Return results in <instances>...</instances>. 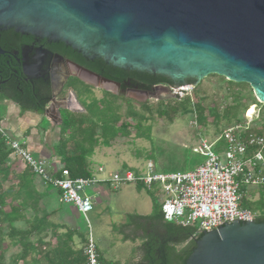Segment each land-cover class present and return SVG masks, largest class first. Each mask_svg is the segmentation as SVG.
Returning <instances> with one entry per match:
<instances>
[{
  "label": "water",
  "instance_id": "1",
  "mask_svg": "<svg viewBox=\"0 0 264 264\" xmlns=\"http://www.w3.org/2000/svg\"><path fill=\"white\" fill-rule=\"evenodd\" d=\"M0 30L62 43L88 61L168 78L172 88L188 80L195 88L218 76L248 85L264 105V0H0ZM72 67L86 85L121 88ZM65 80L43 111L54 125L61 124V111L80 106L72 91L68 99L56 98ZM153 90L143 94L171 92ZM216 228L193 241L184 264H264V222Z\"/></svg>",
  "mask_w": 264,
  "mask_h": 264
},
{
  "label": "trees",
  "instance_id": "2",
  "mask_svg": "<svg viewBox=\"0 0 264 264\" xmlns=\"http://www.w3.org/2000/svg\"><path fill=\"white\" fill-rule=\"evenodd\" d=\"M0 46L3 49L8 48V43L3 40L0 42ZM61 48L63 53L68 52L74 56L75 61L80 65L89 68L92 72L108 80L119 83L121 85L120 89L125 88L128 85L127 83L137 86L142 91H150L151 87L155 85L167 86L168 88L173 86V83L168 78L120 70L111 65H106L102 60L88 61L64 44H61ZM72 81L68 82L66 88L75 93L84 111L83 113L61 111V124L58 127L60 139L55 151L62 164L61 166L68 171L70 178H90L92 177V172L88 160L93 156L95 149L99 146L109 147L118 137H128L131 129H139L141 124L148 120L145 115L152 113V109L146 103H141L139 105L141 111L137 112L132 106L131 100L119 97L121 99L119 101L117 96L109 92L105 93L108 95V100L101 99L97 101L91 97V86L77 80H75L76 84H73ZM186 83L187 85H194L195 81L188 80ZM226 83L230 86L233 104L224 108V119L227 122L234 120L235 124L232 126L244 124L245 111L251 106L264 108V105L259 104L255 99L253 103L243 104V98L236 94V91L246 87L244 84L228 81ZM49 94L48 92V96ZM195 98H197V93L194 88L190 96H185L180 100L175 98L173 103L166 101L162 106L157 105L155 107L156 114L159 117L167 118L170 123L173 122L177 115L190 114L194 115L196 122L204 124L206 121V116L204 115L206 108L203 99H196L194 102ZM86 100H89L87 104ZM15 102L19 103L18 105L22 108L40 115L43 114L47 104L45 102L41 106H23L19 101ZM122 104L126 106L123 114L120 112ZM94 108H97V115L92 113ZM260 112L263 114L264 109L259 111V116L256 115L254 119L255 126L246 135L260 134L263 131L264 124L259 121ZM239 113L242 114L239 115ZM211 115L214 121L221 119L217 109H214ZM139 138L143 137L140 136ZM11 153L12 151L5 144L3 135L0 134V264H86V258L82 255L83 252H74L69 246L72 235L66 232L62 237L58 236V228L48 221L50 215L46 214L39 217V202L43 194L35 189V176L30 169L25 167L24 171L9 179L11 172L6 162ZM4 183H9V185L5 188ZM48 188L50 187L48 186ZM263 205L264 191H261L258 201L252 202L244 198L241 207L254 211L261 210ZM28 213L31 214L30 218L26 217ZM19 222H25L26 227L17 228L16 223ZM262 222H264V219L256 221V223ZM148 224L153 229L156 226H164L169 238L183 235L178 244H183L186 240H190L188 245L179 250H176L175 247L171 248V252L176 254L175 257L178 264L185 263L194 247L193 241L202 236V234L195 235L192 228H182L175 226L173 223L164 222L161 210L155 203H153L151 215H127V224L125 226L129 228L133 226L134 230L146 231ZM48 233L51 236L49 248L45 249L47 251H43L45 246L44 239L48 236ZM124 240H129V237L125 236ZM13 248L17 249V252L9 254V251ZM154 257V247L150 246L142 262L144 264H155L153 262Z\"/></svg>",
  "mask_w": 264,
  "mask_h": 264
},
{
  "label": "rangeland",
  "instance_id": "3",
  "mask_svg": "<svg viewBox=\"0 0 264 264\" xmlns=\"http://www.w3.org/2000/svg\"><path fill=\"white\" fill-rule=\"evenodd\" d=\"M72 83L76 84V81L73 80ZM244 85L246 87L237 89L236 94L240 95L244 100L243 104L247 105L253 103L255 98L250 87ZM195 89L197 98L194 99V102L196 99H203L206 108L204 124L196 122L194 115L190 114L177 115L172 123L165 117H159L155 107L164 105L163 103L166 101L170 103L175 101L171 92L166 90L158 91L152 96L133 91L121 93L114 87L105 88V90L103 87L100 89L91 88V97L97 101L108 100V95L105 93L109 92L117 96L119 101L121 100L119 97L131 100L132 106L137 112L141 111L139 108L141 103H146L152 109V113L145 115L148 120L142 123L139 129H131L128 137H118L109 147L99 146L95 149L93 156L89 159L94 177L108 181L110 175L124 170L145 175L148 172L146 168L148 162L153 164L152 173L154 174L186 173L203 164L205 158L195 154L193 149L200 144L202 139L208 143L213 142L220 131L235 124L234 120L227 122L224 119V108L232 106L233 96L230 94V86L225 79L218 76H209L203 79ZM88 101L86 100V104ZM81 102L83 101L81 100ZM125 109L126 106L122 104L121 114L125 112ZM214 109H217V113L221 117L217 121H214L211 115ZM262 109L264 108L260 106L255 109L257 116ZM1 111L2 108H0V113ZM83 111L81 106L76 107L75 112L83 113ZM96 111L97 108H94L92 113L97 115ZM241 114L239 113V115ZM259 121L264 124V113L260 112ZM140 136L143 138H139ZM224 150L225 145L222 141L214 146L216 153H222ZM99 168H101V172H98ZM3 185L6 188L9 183ZM34 186L36 190L45 187L41 185L36 176L34 177ZM100 186L104 195L97 203H93V210L87 214V219L82 215L75 217L77 227L85 235H88V225L90 226V233L102 257V264H141L143 255L139 248L141 241L147 238L148 233L151 235L155 230L163 233L164 230L161 226H156L155 229L147 226L146 231L126 227L124 225L127 224V215H151L153 203L160 208L162 196L155 190V187L148 190L142 186L122 184L114 189L113 185L109 183ZM48 191L53 198L56 197V190L49 188ZM91 191L89 189L85 193L91 195ZM57 197L59 198V195ZM26 217L30 218L31 214L28 213ZM25 225V222L16 223L17 228H25ZM123 231L131 240H124ZM174 246L176 250L184 247L178 244ZM14 252H17V249H11L9 254Z\"/></svg>",
  "mask_w": 264,
  "mask_h": 264
},
{
  "label": "built area",
  "instance_id": "4",
  "mask_svg": "<svg viewBox=\"0 0 264 264\" xmlns=\"http://www.w3.org/2000/svg\"><path fill=\"white\" fill-rule=\"evenodd\" d=\"M193 89V85H185L170 88V91L174 98L180 100L190 96ZM252 107V114L248 115L251 107L245 111L243 125L220 131L211 143L200 140L193 152L203 156L205 161L194 170L154 174L153 164L148 162L145 175L124 170L110 175V179L104 182L113 185L114 189L122 184L142 186L148 190L155 187L162 196L160 210L163 221L192 228L195 235L217 230L216 226L229 225L236 220L252 223L264 219V205L261 210L254 211L241 207L244 198L258 201L260 192L264 191V129L260 134L246 135L254 127L256 118V108ZM0 134L7 147L32 174L57 191L61 204L71 205L87 219V214L93 210V200L85 192L101 181L94 176L72 179L62 166L52 170L45 161L36 159L22 142L9 140L1 126ZM221 141L225 150L216 153L214 146ZM98 172H101V168ZM88 227L89 234L85 237L83 249L86 264H100L97 247Z\"/></svg>",
  "mask_w": 264,
  "mask_h": 264
},
{
  "label": "flooded vegetation",
  "instance_id": "5",
  "mask_svg": "<svg viewBox=\"0 0 264 264\" xmlns=\"http://www.w3.org/2000/svg\"><path fill=\"white\" fill-rule=\"evenodd\" d=\"M3 40L8 43V48L3 49L0 46L2 53L0 54V97L17 105L19 103L15 101H19L23 106H41L45 102L48 103L52 98L53 88L59 89L63 82L62 79L66 80L56 98L68 99L72 91L66 88L68 82L71 80L81 82L79 80L81 77L75 72L72 65L76 64L91 71L75 61L74 56L68 52L63 53L62 43L49 42L45 39L38 40L29 35L15 33L13 30H0V42ZM127 84L119 92L143 93L137 86ZM155 87L167 86H152L150 92H154L153 88ZM48 92L50 93L49 96ZM74 110H76L75 107ZM182 236L177 235L169 238L165 231L163 233L153 231L139 245L143 253L142 259L149 247L153 246L155 250L153 262L155 264H178L176 254L171 252V248L175 247L174 244H178ZM188 243H190V240L178 245L186 246Z\"/></svg>",
  "mask_w": 264,
  "mask_h": 264
},
{
  "label": "crops",
  "instance_id": "6",
  "mask_svg": "<svg viewBox=\"0 0 264 264\" xmlns=\"http://www.w3.org/2000/svg\"><path fill=\"white\" fill-rule=\"evenodd\" d=\"M0 108H2L0 113V126L4 132V135L9 140L22 142L24 147L36 159L45 161L52 168V170L59 169L62 164L60 163L59 158L56 156L55 151L60 139V130L58 128L59 125H54L52 122L46 120L43 117V114L40 115L36 112L24 109L21 106L2 97H0ZM90 164L91 161L89 160V167ZM6 165L9 167L11 172L9 179H11L14 175L20 174L26 167L25 164L14 153L9 155ZM92 176H94L93 173ZM98 180L101 182L90 189L92 190V194L89 196L92 198L94 204L97 203L100 200V197L104 195V191L100 185L107 184L104 182L105 179ZM40 183L41 185H44L41 181ZM44 186V188L37 189L39 193L43 194V197L39 202V217L49 214L50 216L48 221L53 223L55 227L58 228V236L62 237L64 233L69 232L72 235L71 240L69 241L70 248L74 252H83L86 235L77 227L75 222V217L79 216L80 214L74 207L61 204L59 202V198L57 197L58 193L56 191V197L53 198L48 191V186ZM147 226L151 228L150 224ZM161 227L165 231V227ZM130 228L133 229V226ZM148 235L150 236L149 233ZM123 236H126L124 231ZM50 239L51 236L50 233H48V236L44 239L45 246L43 251H47L45 249L49 248ZM129 239L131 240V238ZM82 255L85 257L84 253H82ZM98 255L99 263L102 264V257L100 256L99 252ZM72 258L74 257L72 256Z\"/></svg>",
  "mask_w": 264,
  "mask_h": 264
},
{
  "label": "bare ground",
  "instance_id": "7",
  "mask_svg": "<svg viewBox=\"0 0 264 264\" xmlns=\"http://www.w3.org/2000/svg\"><path fill=\"white\" fill-rule=\"evenodd\" d=\"M253 111H254V108L251 106V108H250V110H249V112H248V115L252 114Z\"/></svg>",
  "mask_w": 264,
  "mask_h": 264
}]
</instances>
